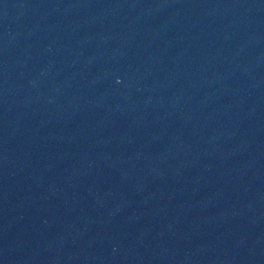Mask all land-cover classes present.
Wrapping results in <instances>:
<instances>
[{
    "label": "water",
    "instance_id": "1",
    "mask_svg": "<svg viewBox=\"0 0 264 264\" xmlns=\"http://www.w3.org/2000/svg\"><path fill=\"white\" fill-rule=\"evenodd\" d=\"M0 264H264V0H0Z\"/></svg>",
    "mask_w": 264,
    "mask_h": 264
}]
</instances>
